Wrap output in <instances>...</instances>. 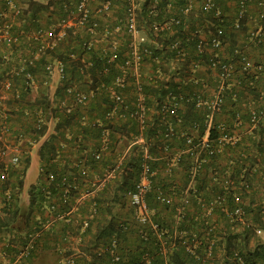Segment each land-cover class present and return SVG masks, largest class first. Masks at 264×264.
Here are the masks:
<instances>
[{"label":"trees","instance_id":"1","mask_svg":"<svg viewBox=\"0 0 264 264\" xmlns=\"http://www.w3.org/2000/svg\"><path fill=\"white\" fill-rule=\"evenodd\" d=\"M111 1L113 2V0ZM151 1L152 0H143L141 10L138 12V24L142 27L143 31H145L149 38H154L158 45L152 46L150 57L144 58L142 63V66L144 64H149V68L153 70L152 73L146 75L148 81L146 78L144 81L142 80V93L146 98L145 106L148 109L150 117L144 128V136L149 141L148 154L151 158L145 160V162L149 167L148 170L150 172L154 171V174L150 177V189L145 194L144 201L151 211L152 222L157 224L158 228L163 231V241L165 242L167 250L166 255L162 256L159 254L158 242L155 240L154 235L148 227L139 226L133 217L134 209L129 203L127 193L134 190L135 184L139 180L144 159L143 147L141 145H131L124 156L120 155L115 157L114 155H111L108 159L100 162L94 161L90 157V153L87 152V154H84V158L87 160V164L91 169H95L99 165L100 167L107 166L111 168L120 160V164L114 171L113 177H111L105 185L87 201L89 205L94 203L96 208L95 215H98V212L100 211V198H106L109 202L117 201L126 204L128 207L127 212L128 214H131V218L129 220H126L125 218L114 222L111 220L106 225L100 226L94 233L93 237L89 240L87 246H85L86 248L84 251L86 252L84 255L80 254L82 258H87H84L83 263L81 264H113L111 263L109 253L104 250L109 246V242L112 238L117 239V251L120 255L121 261V263L115 264H135L137 261L141 260L142 255L146 252L151 258V264H162L164 260L167 261L168 264H264V128L260 124L251 127L249 123L252 112H262L264 109L257 108L249 113L242 114L241 111L233 108L238 96L232 98L231 94L224 92L223 103L228 101L232 107V109L227 110V112L231 117L233 116V119L235 114L239 113L241 125L243 123L248 124L252 131L249 134H245L244 131L243 134L239 133V139L234 144L224 145L219 154L207 155V152L204 150H196L200 159H205V162L195 174L190 173V170L194 165V160L193 156L189 154L180 155L177 164L166 172V165L170 161L168 154H172L177 150H183L184 140L182 137H178V135H175L172 139L165 140L164 134L166 132V124L163 119H160V115H157L156 113L158 104L164 95L169 91H174L179 85L178 82L173 80V76H171V73L169 72L171 61H174L178 70L183 71L184 69L183 63L175 61L176 52L168 48L170 41L174 39V35L183 37V34L191 33L198 25L202 29L203 34L205 32L204 28L207 29L208 38H205L206 40H209L211 34L218 28L222 31L223 40L229 37L227 40L228 42H231L232 40L230 38L236 31L233 27L237 14L236 7L233 4L234 2L233 0H217L221 3L220 10L223 14L219 18L213 17L211 13L193 12L181 19L179 26L175 27L176 33L170 36L169 31H166L165 35L161 34L162 36L157 35L154 37L149 30V21L147 20L145 12V9ZM227 2L234 6V10H231L232 12L229 11L231 7L229 8ZM184 3V0H159L157 4L159 13L156 18L162 20L165 18L166 20L170 17V15L164 11L166 5H171L173 9H176L182 7ZM29 5H32L31 7H36L35 11H39L40 5L37 1L30 0ZM253 7H255V10L252 12L251 9ZM226 11H229L230 15H226ZM24 12L25 10H23V13L17 17L18 20L23 19ZM58 13L59 16L63 15V11H61L60 7ZM123 13L124 11L122 14L116 16L123 17ZM256 13L257 7L255 4H252L247 13V21L251 25L248 26V29L253 28V20L256 18ZM29 20L32 22L36 21L33 15L30 16ZM200 24H203L205 27ZM246 28L243 29L244 35L247 31L245 30ZM75 33L74 30L68 31L65 38L57 42L56 46L42 50L38 59L35 61L34 67L30 70L33 72L34 70L39 69L43 72V65L47 62V57H49V61L62 60V52L58 51L59 44L66 39L68 42H72L75 39ZM83 41L85 40L78 43V45L81 46V49V43ZM21 43L26 46L27 54L31 53L30 51L35 50L37 47L35 43L25 42L23 39L19 41L18 45L13 44L8 46L5 43L0 42V46L14 48L20 47ZM68 46L69 44L67 47ZM234 48L231 50L233 51ZM1 53L3 52H0V60L2 59L4 62ZM70 54L75 53L74 51H71L68 56ZM192 54H194V51L190 48L189 55ZM156 57L157 62H153L151 59ZM67 59L69 60L70 57ZM97 59H95V61ZM208 60V55H205L204 64L206 66ZM70 61L71 63L76 62L73 60ZM261 67V70L256 71L249 76H245V78L250 79L252 82L257 81L258 76L261 73H264V68L263 66ZM13 68H15V66ZM5 72L6 69L2 70L1 68L0 74ZM156 72H159L162 75L159 76L162 77V80L157 78L158 76L156 75ZM164 74L169 75V78ZM150 77L151 79L149 80ZM210 77L212 78V74ZM65 78L62 80L63 82L61 86L57 89L61 92L58 95L64 94V88L68 85L66 81L67 78ZM98 78L104 77L98 75ZM15 80L17 82V77H15ZM206 85L207 88L209 86L212 87V91L206 90L205 93V98L209 100L213 96L215 85L213 80H211V84L207 83ZM16 86L17 83L15 84V87ZM125 89L122 93L127 105V111H129L132 109L135 91L131 82ZM128 89L130 91L132 89V94L130 93L129 95H126L128 94L126 92ZM191 91L192 86H189L186 92ZM250 94L254 97L256 95L253 90ZM10 98L15 102L23 101L22 95L20 99H13L12 96H10ZM42 102L46 106L48 105V102ZM151 105L154 107L153 111L150 108ZM223 106L224 104L219 113L222 111ZM50 109V115L59 120L55 124L54 132L51 133L38 148L37 155L40 166L39 178L41 179L43 177L45 180L49 173L54 175L53 181L50 183L49 187L56 196L58 195V188L62 187L60 184L61 175L65 174L72 176L77 171L76 168L71 167L72 165L70 163L72 162H64V164L63 162H59L60 141H57V139L63 140L65 130L71 127V123H74L78 112L73 113L70 109L62 111L55 108ZM178 114L181 119L180 126H177L178 133L185 131L187 134L196 138H200L205 134L207 129L206 110L194 109L189 103L184 106V109L179 110ZM217 114L213 115L211 125L208 128L209 140H215L221 135L220 131L216 128L217 124L220 123L224 125L226 129L232 128L231 124L227 125L223 122H219ZM27 115L32 122L31 125L26 128L28 133H30V136L28 137L31 138L30 140L32 141L30 142L32 143L37 137H42L46 134V126L42 125L41 121L38 122L40 116L37 117L33 111H27ZM170 119H172L173 122V118ZM261 121L264 122V112L262 113ZM193 123L197 124V130L195 133H192L191 131V125ZM101 130H107L108 132L109 142L107 148L108 153L112 154L115 152L119 140L125 139L129 144H132L133 138L138 134V125L133 119L127 118L122 124H103L101 127L93 129L83 127L81 132L82 134H88L91 137H95L97 134L100 136ZM18 133L26 135L24 131L13 134L16 135ZM165 146H167L169 150L167 154L163 152L164 148H166ZM74 150L80 154L84 150L82 149V143L76 139L74 141ZM222 160L225 161V164L223 165L221 164ZM22 162H25V167L28 166V158L22 159ZM10 174L11 178L12 176L14 177V180L13 182H10V178V181L0 185V196L2 197L3 191L9 187V183L12 185V189L14 187L17 189L13 190V194L9 200L4 201V205L0 212V230L7 227L11 221H14L18 216L19 211V209L13 205V202L17 200L18 188L22 187L23 179L20 173H13L12 171ZM111 181L113 182L110 184ZM37 185H31L29 187L30 206H35L36 201H40L42 206L46 205L45 202L47 200L43 196L39 185ZM159 195H167L171 202L161 203L158 200ZM216 197H219V199L222 200V203L214 204L211 207L210 213L205 214L204 212L210 207L209 203H211ZM235 197L240 199L239 203L234 201ZM183 201L187 202L184 205V215L183 217L178 218L174 209L177 205L183 206ZM40 203L39 207H42ZM236 206H240L243 210L241 218L235 215H228ZM86 208H88V206ZM108 208H110V206ZM45 209V211H48L47 208ZM224 210H226L227 213ZM109 211L111 210L109 209ZM28 219L29 214L25 217V224ZM122 222L127 223L125 230L120 226V223ZM76 224L77 226L73 228V231L79 236L78 238H80V235L85 236L89 234L91 226H88L81 232V222L78 221ZM15 228V225H12V229ZM140 229L146 232V240L139 237L138 231ZM51 231L52 229L45 232L36 241L34 245L36 249L41 245L40 243L44 238H48L51 235ZM257 231H260L261 234H258ZM62 237L63 235L60 238V243H65ZM34 253L35 251L30 258L27 259V264ZM65 256H70V254H66ZM79 260H81V257L75 258V263L79 262Z\"/></svg>","mask_w":264,"mask_h":264},{"label":"built area","instance_id":"2","mask_svg":"<svg viewBox=\"0 0 264 264\" xmlns=\"http://www.w3.org/2000/svg\"><path fill=\"white\" fill-rule=\"evenodd\" d=\"M184 1V5L176 9H173L171 5L165 6V13L170 15L166 20L165 18H163V20L156 18L159 13L157 9L159 0L151 1L145 9V12L147 20L149 21V30L154 37L157 35L160 36L161 34L165 35L166 31H169L170 36L176 33L175 27L179 26L181 19L193 12L211 13L215 18H219L223 15L220 10L221 3L217 0ZM122 2L124 11L123 17H117L112 13L113 3L111 0L65 1L60 5L63 15H58L50 26L43 27L38 25L28 33L20 31L18 34L14 33L12 30L8 18L0 13V42L8 46L13 44L18 45L21 40L19 36H22L25 42L35 43L37 46L35 50L30 51L31 53L26 55L22 54V52L16 53L18 54L17 66L3 73L0 78V92L2 94L0 95V185L10 181V173L17 170L21 164V152L19 151L20 142L24 140L26 136L22 133L16 135L12 133L7 115L2 111L4 110L5 97L10 95L13 99H20L21 93L26 91L33 80V74L30 69L34 67L35 61L38 59L41 51L56 46L57 42L65 38L68 31H83L90 37L100 34L105 42V46L98 55L101 64L97 70V74L104 78H110L107 82L101 81L97 83V85L87 93L81 92L73 84H68L64 88V94L74 105L85 106L96 93L104 92L108 95L109 99V107L104 112L106 120H111L113 118H128L133 119L137 123L138 134L133 138L131 145H141L143 147L144 162L140 171L139 180L135 184L134 190L127 193V197L130 205L134 209L133 217L135 222L139 226L148 227L154 235L155 240L158 242L159 254L165 256L167 250L165 242L163 241V231L158 228L157 224L152 222L151 211L144 201V196L150 189V177L154 174V171L150 172L145 162V160L151 158L148 154L149 141L144 136V128L150 117L148 109L145 106L146 98L142 93V80L144 77L142 74V63L144 58L150 57L152 46L158 45L154 38H149L138 24V12L141 10L143 0H122ZM233 2L237 11L233 24L234 29L239 31L247 27L245 29L247 30L245 34L247 40H250L249 43H254V45L259 47L264 53V0H233ZM1 3L3 11L11 13L14 18L19 17L23 13L20 0H1ZM92 3H94V8L91 7ZM252 4L256 5L257 13L255 16L256 18L253 20V28L248 29L247 13ZM117 35L123 37L125 42L124 47H121V44L118 43L116 38ZM222 43L223 37L221 30L218 28L215 29L211 34V38L206 40L202 29L197 25L194 31L189 34H183V37L174 35V39H172L168 45L169 49L176 52L175 61L183 63L184 69L183 71L178 70L174 61H171L169 72L171 76H173V80L178 82L179 85L174 91H169L164 95L158 104L156 113L160 115V119H163L166 124V132L164 134L165 140L172 139L175 135H178V137L180 136L184 140V148L183 150H177L172 154H168L170 161L166 165V172L177 164L180 155L189 154L193 156L194 160V165L190 173L195 174L205 162V159H200L196 150H204L207 152V155L219 154L224 145L234 144L239 139V132L237 131V128L241 124L239 113L235 114L231 129H226V127L220 123L216 125L221 135L215 140L208 139V128L211 125L213 115L219 113L223 105V93L228 92L231 94L232 98L236 97V93L234 92V86L236 84L231 81L235 71V62L239 64L238 70L245 76H249L261 70L262 65L252 64L246 52L239 47L234 48L231 57L222 59L217 52L220 50ZM81 45L84 52L88 53L92 50L91 41L85 40ZM190 48L194 51L192 55H189ZM205 55L209 57L207 69L211 72L212 80L215 85L213 96L209 100L205 98V90L207 89L206 84L199 81L196 76L199 69L204 64ZM68 57H70L69 61H76L79 73H84L85 66L80 64L79 58L75 54H70ZM3 60L4 63H7L9 60L8 56L3 55ZM151 60L157 62V57ZM87 66H91V64ZM43 73H45L47 77L56 73L61 79H64L66 77V63L61 60L47 61L43 65ZM156 75L158 76L157 78L162 80V77H159L162 76L159 72H156ZM164 75L167 77L169 76L166 74ZM15 77L23 81L22 90L19 88L20 86L15 87ZM145 78L147 79L146 75ZM150 79L151 77L149 80ZM129 82L132 83L135 96L132 109L127 111V105L122 92L128 86ZM187 86H194V88L192 87L191 92H186ZM189 103L194 109L207 111V129L205 134L200 138L193 137L185 131L177 132V126L181 124L178 111L184 109V106ZM263 112L264 111L251 113L249 122L251 127L260 124L264 128V122L261 121ZM37 114L38 113H36L37 117L40 116ZM170 118H173V122ZM38 122H40V120H38ZM81 123L82 125L88 126L90 129L102 126L99 121L86 123L84 118L81 119ZM196 130L197 124L193 123L191 125L192 133H195ZM108 142L107 130H101L100 149L89 151L90 157L94 161L100 162L104 160V156L108 153ZM165 147L163 152L167 154L169 150L167 146ZM84 154H87V151H83L80 157L70 163L72 165L71 167L77 169L74 175H61L60 184L62 187L58 188V195L55 196L49 187L54 178L53 174L49 173L45 180L43 177L40 179L41 183L39 182V187L47 200L45 203L48 214L43 219L37 218L35 220L33 227L24 236L22 244L15 252L10 264H27V259L36 251L34 247L36 241L45 232L51 230L59 223L70 225V219L74 213H77L79 208L113 177L114 171L120 164L119 160L114 167H103L102 175L98 177L95 183L89 184L88 176L91 168L87 164ZM11 196L10 189L7 187L3 191L2 197L0 196V212L4 205V201L9 200ZM158 200L161 203L171 202L167 195H159ZM234 201L239 203L240 199L235 197ZM183 202V206L177 205L174 209L178 218L184 215V205L187 202ZM221 203L222 200L216 197L209 203L210 207L204 213L209 214L214 204ZM224 211L226 212V210ZM95 214V205L91 203L86 211V216L80 217L81 232L89 226L88 220ZM242 214L243 210L241 207L236 206L228 215H235L241 218ZM120 226L125 230L127 223L122 222ZM257 233L261 234L260 231H257ZM71 234V231L66 229L62 237L63 241L69 242ZM138 235L141 239L146 240V232L142 229L138 231ZM117 246V239L112 238L109 242V246L104 249L109 253L111 263L113 264L121 263ZM58 252L65 253L60 249ZM62 258V264H77L72 255L63 256ZM135 264H151V258L146 252L142 255L141 260L137 261ZM162 264H168V262L164 260Z\"/></svg>","mask_w":264,"mask_h":264},{"label":"crops","instance_id":"3","mask_svg":"<svg viewBox=\"0 0 264 264\" xmlns=\"http://www.w3.org/2000/svg\"><path fill=\"white\" fill-rule=\"evenodd\" d=\"M30 0H20V4L23 7V10H25V14L23 19L18 20L17 18H14L11 13L3 11V6L0 0V13L5 15L8 18V21L11 23L12 30L14 33L18 34L20 31L23 32H30L34 27L40 25L43 27L50 26L54 19L58 16L59 7L62 4L63 1H76V0H31V1H37L40 5L39 11H35L36 7H31L32 5H29ZM61 3V4H60ZM113 9L112 13L114 16H118L122 14L123 12V2L122 0H113ZM227 5L230 12L231 10H234V6L227 2ZM30 6V8H29ZM92 8H94V3L91 5ZM252 12L255 10V7H253ZM229 11H226V15H230ZM33 13V14H32ZM34 16L35 22H32L29 20L30 16ZM203 27H205L203 24H200ZM248 26H251L249 22L247 23ZM201 26V27H202ZM204 37L208 38L207 29L204 28ZM75 39L72 42H68L67 39L64 40L61 44H59L58 51L62 52V60L66 63V78H67V84H73L75 87L78 88L81 92H89L92 88H94L97 83L104 81L107 82L108 78H98L97 70L99 69L100 61L97 59L100 51L105 46V42L102 39L100 34H96L90 37L83 31H75ZM226 34V33H225ZM224 34V35H225ZM225 37V36H224ZM20 39H23L22 36H19ZM117 41L119 44H121V47H124V39L121 35H117ZM229 37H227L228 39ZM227 39H224L223 46H221L220 50L217 51L218 55L222 59H228L231 57L232 50L235 46L241 48L246 52L248 55V58L252 64H261L264 68V54L260 50L259 47L254 45V43H249L250 40H247L246 35H244V31H235L234 35L230 38L232 41L228 42ZM82 40L91 41L92 43V50L90 52H84L81 49V46L78 45ZM69 46L67 47V45ZM74 51L75 55L79 58V62L81 65L85 66L84 73H79L77 70L76 62L71 63L67 58L69 52ZM0 52L2 56L7 55L8 56V62L7 64L0 60V73L1 68L10 70L13 69V67L17 66L18 61V52H22V54H27L26 46L21 43L20 47H14V48H8L4 46H0ZM64 58V59H63ZM49 57H47V61ZM95 59H97L95 61ZM55 60V59H54ZM78 62V63H79ZM91 64V66H87ZM99 64V65H98ZM6 67V68H4ZM235 71L232 75L231 81L232 83L236 84L234 86V92L236 93L237 101L235 105L233 106L234 109L241 111V113H249L250 111L261 108L264 109V73H261L258 76L257 81H250V79L245 78V75H242V73L238 70L239 64L235 62L234 64ZM152 69L149 68V64H144L142 66V74H143V80L145 78V75H148L149 73H152ZM3 74V73H2ZM0 74V76H2ZM33 74V80L31 81L29 87L27 88V91L21 93L23 96L22 102H15L12 101L9 97L10 95H7L4 101V110H2L4 113H6L8 118V123L11 127V130L13 133L17 132H25L26 136L25 139L20 142V152H21V161L24 158H28V166L25 167V162H21V164L18 167V171H13V173H20L22 175V187L18 188V197L17 200L13 202V205L19 209L18 216L15 218L14 221H11L7 227H4L0 230V264H10L13 260V256L17 249L22 244L23 237L31 230L33 227L35 220L37 218L43 219L46 217L48 211H45L46 205L42 206V203L35 202V206L29 205V187L31 185H38L40 182L39 173H40V166H39V159H38V148L42 144V142L51 134L54 132L55 124L59 120L58 118H53L49 111L50 108H55L57 110H66L70 109L73 113L78 112L76 116V120L74 123H71V127L65 130V136L63 137V140L60 141V148H59V162H66L70 163L76 160L77 157H80L82 153H78L74 150V141L75 139L77 141H80L82 143V149L83 151H95L100 149V136L97 134L95 137H91L88 134H82L81 129L83 127L89 128L86 125H82L81 119L84 118L86 123L91 121H99L102 125L107 124H115V123H123L125 119L121 118H113L111 120H106L104 117L105 110L109 107V99L108 95L104 92H98L94 97H92L85 106H76L72 103V101L65 96V94H60L59 86L62 84V80L58 74L54 73L52 76L47 77L45 73H43L41 70L36 69L32 72ZM210 72L207 69V66L203 64V66L199 69L197 73V78L199 81H202L203 83L211 84L212 78L210 77ZM65 78V79H66ZM17 87L22 90L23 81L20 79L17 80ZM238 83V84H237ZM130 84V82H129ZM128 84V85H129ZM207 86V85H206ZM191 87V86H190ZM194 88V86H192ZM189 88V87H187ZM130 89V88H129ZM127 90L126 92L129 95L132 94V89ZM126 90V89H125ZM206 90L212 91V87L209 86ZM205 90V93H206ZM254 91L256 94L255 97L250 94V92ZM58 91V92H57ZM207 91V92H209ZM0 95L1 92H0ZM150 97V96H149ZM42 101L48 102V105L46 106L43 104ZM224 106L222 108V111L217 114V119L219 122H223L227 125L233 124V116L231 117L230 114L227 112V110L232 109L228 101L223 103ZM153 111V105L150 107ZM27 111L31 112L33 111L35 114L40 115V121L42 125L46 126V134L42 137H37L36 140L31 143L30 133H28V130L26 129L31 125V119L27 115ZM90 129V128H89ZM237 131L240 134H243V131L245 134H249L252 130L248 124H240L237 128ZM99 136V137H98ZM35 139V138H34ZM131 146L125 139L119 140L118 144L116 145L115 152L112 154L107 153L104 156V160L108 159L111 155L117 156H124L128 148ZM82 151V152H83ZM35 153L36 161H37V168H38V176L36 177L37 180L34 184V181L29 184V186H26L25 180L27 175V170L29 168V165L31 163L32 155ZM109 154V155H108ZM221 164H225V161L222 160ZM61 168V167H60ZM102 168L97 166L95 169H90V174L88 176V183L93 184L97 181L98 177L102 175ZM35 178V179H36ZM14 177L12 176L11 181L13 182ZM113 181L110 182V184ZM37 185V186H38ZM9 189L11 194H13V190L17 188L12 189V185L9 183ZM55 200V199H54ZM39 203L42 207H39ZM85 202L84 205H82L79 208V211L77 213H74L72 218L70 219V225H64L63 223H59L55 225L52 228V231L50 232L51 235L48 238H44L41 245L38 246L35 253L29 260L28 264H62V257L66 254H70L74 256V258L81 257V260L79 262H76L77 264L83 263V259L81 255H84L86 251L84 249L86 248L89 240L93 237L94 233L97 231V229L102 226L106 225L109 221H118L121 219L129 220L131 217V214H128L127 212V205L120 202H109L106 198H100V211L98 212V215H94L92 218H89L88 223L89 227L91 226V230L88 235H76L73 231V228L77 226V222L81 219V216H86V211L89 206V204ZM110 206V208H108ZM44 208V209H43ZM86 208V209H85ZM109 209L111 211H109ZM29 214V219L27 220L26 224L24 223L25 217ZM166 215V214H165ZM96 216V217H95ZM167 216V215H166ZM21 221V223H20ZM12 225H15V229H12ZM64 225V226H63ZM68 229L71 231V238L69 242L60 243V238L64 234L65 230ZM56 248L58 250H56ZM62 250V252L65 253H59L58 251ZM81 254V255H80ZM87 259V258H86ZM77 260V259H76Z\"/></svg>","mask_w":264,"mask_h":264},{"label":"rangeland","instance_id":"4","mask_svg":"<svg viewBox=\"0 0 264 264\" xmlns=\"http://www.w3.org/2000/svg\"><path fill=\"white\" fill-rule=\"evenodd\" d=\"M37 176H38L37 161H36L35 153H33L31 163L27 170V175H26V180H25L26 186H29V184L32 183L34 180L36 181ZM35 181H34V184L36 183Z\"/></svg>","mask_w":264,"mask_h":264}]
</instances>
